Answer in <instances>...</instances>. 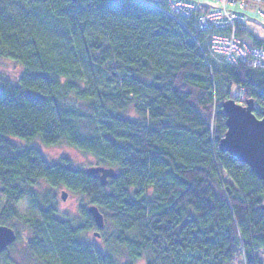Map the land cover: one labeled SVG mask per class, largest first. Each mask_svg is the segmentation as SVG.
<instances>
[{
	"label": "trees",
	"instance_id": "obj_1",
	"mask_svg": "<svg viewBox=\"0 0 264 264\" xmlns=\"http://www.w3.org/2000/svg\"><path fill=\"white\" fill-rule=\"evenodd\" d=\"M211 31L142 0H0V60L18 69L0 74V224L15 242L14 221L25 225L36 264H236L238 248L244 264H262V180L218 143L225 101L252 99L261 116L264 68L204 62ZM236 34L264 49L243 25ZM35 139L117 175L102 185L67 157L49 162L25 144ZM59 186L87 203L76 216L60 215ZM25 199L33 214L18 211ZM92 204L104 218L98 237L112 226L108 241L126 259L89 241ZM15 242L0 264H21Z\"/></svg>",
	"mask_w": 264,
	"mask_h": 264
},
{
	"label": "built area",
	"instance_id": "obj_2",
	"mask_svg": "<svg viewBox=\"0 0 264 264\" xmlns=\"http://www.w3.org/2000/svg\"><path fill=\"white\" fill-rule=\"evenodd\" d=\"M142 1L166 11L182 25L188 20L195 22L205 31L212 30L206 35L204 46H200L204 62L208 63L209 59L214 57L219 62H242L252 68H264V49L250 45L236 34L237 25H243L256 37H264V0H232L231 5H227L228 8L226 5H209L210 0ZM218 1L220 4V0H216ZM249 7L252 10H248ZM217 10L222 12L220 22L215 15H210L212 11ZM248 12H253L254 15ZM257 21L258 24L254 26Z\"/></svg>",
	"mask_w": 264,
	"mask_h": 264
},
{
	"label": "rangeland",
	"instance_id": "obj_3",
	"mask_svg": "<svg viewBox=\"0 0 264 264\" xmlns=\"http://www.w3.org/2000/svg\"><path fill=\"white\" fill-rule=\"evenodd\" d=\"M231 3H232V0H220V4H219V1L216 2V0H210L209 5L218 4L219 6L226 5L227 7V5H231ZM263 9H264V6H263ZM205 10L207 11L208 9H205ZM248 10H252L251 7H249ZM221 13L222 12H219L217 10V11H212L210 15H215L216 19L220 22V20L222 19ZM248 13L251 15H254L253 12H248ZM257 24H258V21L254 26H256ZM16 68L17 66L9 60H0V74H2L3 76L13 79L14 76L18 72V69ZM237 94L238 92L234 89V91L232 92V95H237ZM238 103L243 105V102H238ZM128 114L130 116H134V113L132 111L128 112ZM15 141L23 144L22 141H18V140H15ZM25 144H32L40 148L45 158L49 162L56 161L60 157H67L75 168L82 169V170H85L87 167L95 166L97 164L96 159L92 155L88 153H84L80 149L71 147L63 142L54 144V145H44L38 139H35ZM42 188L45 190L48 189V187L45 184H42ZM61 190H66V189L62 186H59L56 190H54V194L56 195V198L58 199L57 207L60 210V215H64L65 217L66 216L73 217L77 215L80 204H83L85 207L87 206V203L85 201L82 202L80 196L71 195L67 191H66L67 195L65 199L62 200L60 197ZM17 208L21 214L29 215L31 213L32 214L34 213V210H32V207H31V203L27 199L20 202ZM14 226H15L16 231L19 234V239L11 246L9 250V255L11 256V259H14L17 263H21V264H36V261L34 260L33 257L30 256V253L27 250L26 245H25V242L29 238L30 233L26 229L25 225L19 220L14 221ZM101 230L102 229H97V228L92 229L89 232V241L96 247H99L102 250L110 251L111 253L120 257L119 258L120 260L126 259V249L123 246L115 245L108 241L109 234L113 230V227L106 225V229L105 231H103V234L105 235L102 237H95L94 232L97 231L101 233L102 232ZM240 250L241 248H238L239 256L237 258L236 264H244V257ZM259 260L262 262V264H264V252L260 254ZM137 264H145V259L144 258L140 259L137 262Z\"/></svg>",
	"mask_w": 264,
	"mask_h": 264
},
{
	"label": "water",
	"instance_id": "obj_4",
	"mask_svg": "<svg viewBox=\"0 0 264 264\" xmlns=\"http://www.w3.org/2000/svg\"><path fill=\"white\" fill-rule=\"evenodd\" d=\"M255 106L252 99H247L243 105L234 100H227L223 103V111L226 114V131L220 139L218 147L220 151L228 152L259 176L264 186V111L260 117L253 113ZM87 174L99 176L102 185H106L108 179L114 178L117 172L113 167L95 165L84 170ZM67 195L66 190H61V199ZM264 209V204L262 205ZM87 212L92 216L95 227L101 229L104 226V218L100 210L94 204L87 207ZM0 253L10 244L15 242V231L0 224ZM96 237L99 233L94 232Z\"/></svg>",
	"mask_w": 264,
	"mask_h": 264
},
{
	"label": "snow or ice",
	"instance_id": "obj_5",
	"mask_svg": "<svg viewBox=\"0 0 264 264\" xmlns=\"http://www.w3.org/2000/svg\"><path fill=\"white\" fill-rule=\"evenodd\" d=\"M3 237V234L2 233H0V238H2Z\"/></svg>",
	"mask_w": 264,
	"mask_h": 264
}]
</instances>
